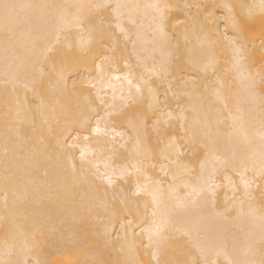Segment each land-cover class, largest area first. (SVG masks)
Instances as JSON below:
<instances>
[{"label":"bare ground","instance_id":"obj_1","mask_svg":"<svg viewBox=\"0 0 264 264\" xmlns=\"http://www.w3.org/2000/svg\"><path fill=\"white\" fill-rule=\"evenodd\" d=\"M176 2L0 0V264H264V0Z\"/></svg>","mask_w":264,"mask_h":264},{"label":"rangeland","instance_id":"obj_2","mask_svg":"<svg viewBox=\"0 0 264 264\" xmlns=\"http://www.w3.org/2000/svg\"><path fill=\"white\" fill-rule=\"evenodd\" d=\"M175 1V4H177V2H176V0H174ZM174 3V2H173Z\"/></svg>","mask_w":264,"mask_h":264}]
</instances>
